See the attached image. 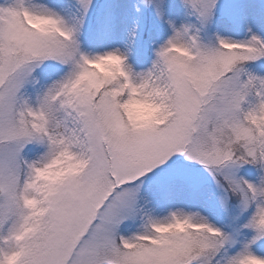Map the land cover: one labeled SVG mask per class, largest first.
<instances>
[{
	"label": "snow or ice",
	"instance_id": "1",
	"mask_svg": "<svg viewBox=\"0 0 264 264\" xmlns=\"http://www.w3.org/2000/svg\"><path fill=\"white\" fill-rule=\"evenodd\" d=\"M0 264H264V0H0Z\"/></svg>",
	"mask_w": 264,
	"mask_h": 264
}]
</instances>
